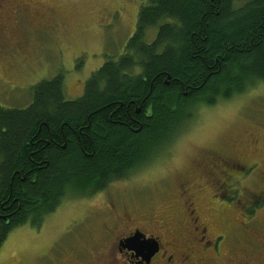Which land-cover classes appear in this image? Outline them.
<instances>
[{"label":"trees","instance_id":"trees-1","mask_svg":"<svg viewBox=\"0 0 264 264\" xmlns=\"http://www.w3.org/2000/svg\"><path fill=\"white\" fill-rule=\"evenodd\" d=\"M257 83L264 0H148L123 53L92 74L81 98L66 100L56 77L33 88L24 110L0 108V247L64 199L102 192L161 154L198 105Z\"/></svg>","mask_w":264,"mask_h":264},{"label":"rangeland","instance_id":"rangeland-1","mask_svg":"<svg viewBox=\"0 0 264 264\" xmlns=\"http://www.w3.org/2000/svg\"><path fill=\"white\" fill-rule=\"evenodd\" d=\"M147 4L0 0V108L24 110L33 88L56 77L63 81L66 100L81 98L92 74L123 53ZM195 111L174 142L153 156L151 166L90 197L64 199L39 226L14 229L0 247V264H55L63 253L84 258L86 250V260L95 256L106 264L109 257L119 258L118 239H106L108 230L128 232L138 224L146 234L151 224L161 233L164 214L177 208L181 183L197 189L190 195L201 218L208 219L209 235L223 237L219 264H264V204L255 208L264 199V175L211 182L203 166L207 154L214 153L245 165L257 162L264 174V86L254 84L229 101L198 105ZM70 254L66 259L80 263Z\"/></svg>","mask_w":264,"mask_h":264},{"label":"flooded vegetation","instance_id":"flooded-vegetation-1","mask_svg":"<svg viewBox=\"0 0 264 264\" xmlns=\"http://www.w3.org/2000/svg\"><path fill=\"white\" fill-rule=\"evenodd\" d=\"M207 157L208 159H204L203 166H206L205 172L211 182L212 180L221 181L223 178L229 181L234 178L246 179L244 177L254 174L264 175L257 162L245 165L237 158L221 157L214 153H208ZM152 160L153 156L147 158L132 170L131 174L151 166L152 162L150 161ZM196 191L197 189L189 183L178 185L175 194L177 208H168L164 214L162 225L159 227L164 229L161 233H156V227L151 224H149L151 228L146 231V234L142 232L141 226H137L138 224H131L132 228L128 232L127 228L123 229V227H117L114 231L108 230V234L113 237L107 234L106 239H118L115 252L118 253L119 258L109 257L106 264H219L222 257L219 239H223V237L212 238L209 235L208 219L201 218V211L198 210L197 205L195 206V200L190 195ZM143 221L148 222V219L144 218ZM136 234L140 236L137 242L126 243ZM112 245H109L110 248ZM150 246L152 247L150 248ZM103 247L105 248V245L102 244L101 248ZM87 252L86 250V256ZM69 254H61L55 264H100V261L97 260L98 257L93 256L89 262V259L86 260V256L80 258L70 254L76 256L77 262H80L74 263L66 259Z\"/></svg>","mask_w":264,"mask_h":264},{"label":"water","instance_id":"water-1","mask_svg":"<svg viewBox=\"0 0 264 264\" xmlns=\"http://www.w3.org/2000/svg\"><path fill=\"white\" fill-rule=\"evenodd\" d=\"M140 239V236H138L137 234L133 237V238H131V239H129L126 243H134V242H137L138 240ZM152 246H150V248H151Z\"/></svg>","mask_w":264,"mask_h":264}]
</instances>
